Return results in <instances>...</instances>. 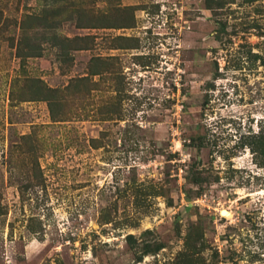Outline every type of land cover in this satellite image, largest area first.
I'll return each instance as SVG.
<instances>
[{"label":"rangeland","instance_id":"obj_1","mask_svg":"<svg viewBox=\"0 0 264 264\" xmlns=\"http://www.w3.org/2000/svg\"><path fill=\"white\" fill-rule=\"evenodd\" d=\"M0 264H264V0H0Z\"/></svg>","mask_w":264,"mask_h":264},{"label":"bare ground","instance_id":"obj_2","mask_svg":"<svg viewBox=\"0 0 264 264\" xmlns=\"http://www.w3.org/2000/svg\"><path fill=\"white\" fill-rule=\"evenodd\" d=\"M222 214L224 215V214H225V212H224V211H222Z\"/></svg>","mask_w":264,"mask_h":264},{"label":"trees","instance_id":"obj_3","mask_svg":"<svg viewBox=\"0 0 264 264\" xmlns=\"http://www.w3.org/2000/svg\"><path fill=\"white\" fill-rule=\"evenodd\" d=\"M128 237H130V235H128Z\"/></svg>","mask_w":264,"mask_h":264}]
</instances>
